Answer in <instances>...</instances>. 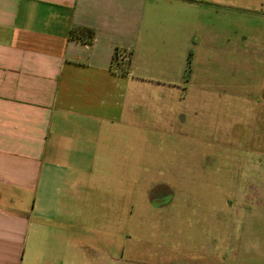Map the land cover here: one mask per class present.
<instances>
[{
    "label": "crops",
    "instance_id": "0c3cea01",
    "mask_svg": "<svg viewBox=\"0 0 264 264\" xmlns=\"http://www.w3.org/2000/svg\"><path fill=\"white\" fill-rule=\"evenodd\" d=\"M233 11L213 0H0V264H97L91 178L122 176L140 95L195 88L207 59L230 57L217 48L238 34Z\"/></svg>",
    "mask_w": 264,
    "mask_h": 264
},
{
    "label": "rangeland",
    "instance_id": "374dc122",
    "mask_svg": "<svg viewBox=\"0 0 264 264\" xmlns=\"http://www.w3.org/2000/svg\"><path fill=\"white\" fill-rule=\"evenodd\" d=\"M213 1L234 10L230 57L206 60L197 94L140 95L122 176L91 178L97 264H264V0Z\"/></svg>",
    "mask_w": 264,
    "mask_h": 264
},
{
    "label": "trees",
    "instance_id": "16d2710c",
    "mask_svg": "<svg viewBox=\"0 0 264 264\" xmlns=\"http://www.w3.org/2000/svg\"><path fill=\"white\" fill-rule=\"evenodd\" d=\"M88 34H89L90 39L93 40L94 39V32L93 31H89Z\"/></svg>",
    "mask_w": 264,
    "mask_h": 264
}]
</instances>
